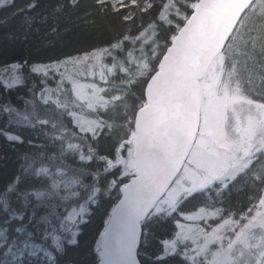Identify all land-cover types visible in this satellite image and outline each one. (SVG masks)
<instances>
[{"label":"snow or ice","instance_id":"1","mask_svg":"<svg viewBox=\"0 0 264 264\" xmlns=\"http://www.w3.org/2000/svg\"><path fill=\"white\" fill-rule=\"evenodd\" d=\"M36 7L0 24L20 16L23 39L40 24L61 44L74 28L91 42L0 66L6 92L39 80L22 109L0 105V138L31 150L0 183V264H58L101 194L111 205L97 264H142L147 225L167 219L176 230L153 264H264V0H57L29 15Z\"/></svg>","mask_w":264,"mask_h":264},{"label":"trees","instance_id":"2","mask_svg":"<svg viewBox=\"0 0 264 264\" xmlns=\"http://www.w3.org/2000/svg\"><path fill=\"white\" fill-rule=\"evenodd\" d=\"M28 0H15L14 5L5 6L0 8V18L7 16L11 13L16 7L24 6ZM57 3V0H38V7L32 9L29 15L43 14L45 10L50 11L51 8ZM78 13H73L69 19L75 20V16ZM21 17L17 16L13 19H10L6 25L0 24V66L5 64H10L14 61H21L27 59L29 63L31 62H46L49 57L61 56L72 52L74 48L86 46L91 42L90 35L81 30L73 29V38L77 40L75 46H64L60 43L61 37L53 36L48 34L47 25H34L39 28V31H30L27 33V38L23 39L25 35L24 26L20 23ZM68 21L61 19L60 28L63 29L65 24ZM51 21H49V25ZM71 34V33H70ZM65 41V36L62 37ZM68 39V38H67ZM46 44V45H44ZM64 46V47H63ZM54 49H61L59 51H49ZM25 75H27V69L23 70ZM33 83L39 84L38 77L33 74L29 77L26 83L23 86H17L11 91H5L0 87V105L11 101V103L19 108L24 107V100L31 99V95L28 92V89L32 86ZM36 91H39V87L36 88ZM40 107L41 115H44V109L41 105ZM50 114V113H48ZM8 117L0 113V127L6 125ZM23 135L26 138H35L36 132L31 129H22ZM41 141H37L39 143ZM103 145V142H102ZM103 150V147H102ZM25 151H31L28 149L27 145L12 146L9 145L3 138H0V183H3L5 180L11 176L14 171L19 168L20 157L24 154ZM71 163V161H69ZM93 168L95 165L93 164ZM104 178L100 181L101 184L104 183ZM86 183L88 180L86 179ZM115 195V193H113ZM240 198H243V193H241ZM98 199L102 201V206L96 208L92 206V214L87 217L88 223L80 226L81 231L77 237V245H68L65 241V253L61 256H58V264H97V258L93 252V247L95 240L98 239V233L103 229V220L105 219L106 211L110 210L111 201L101 194ZM203 197H198L197 200H201ZM233 201L237 199V196L233 195ZM197 200H190L182 206V209L185 211H190L194 208L197 203ZM147 228L150 229V235L147 237V243H140L138 251V260L142 264H153V258L161 253L162 245L161 241L171 237L174 231V220H156L153 223L147 225ZM143 240V237H142ZM163 264H180L179 258L170 257L166 258Z\"/></svg>","mask_w":264,"mask_h":264},{"label":"rangeland","instance_id":"3","mask_svg":"<svg viewBox=\"0 0 264 264\" xmlns=\"http://www.w3.org/2000/svg\"><path fill=\"white\" fill-rule=\"evenodd\" d=\"M72 34H73V31L71 32V34L69 33V34H67V35H65V43H64V46H75V45H78L76 42H77V40H74V38H73V36H72ZM68 38V39H67ZM44 45H46V44H44ZM63 46V47H64ZM59 49V48H58ZM54 49V48H52V50H49V51H53V52H55V51H59V50H61V49ZM183 222V221H182ZM176 229H174V231H175ZM174 231H173V233H174ZM172 233V234H173ZM172 236V235H171ZM169 238H171V237H169Z\"/></svg>","mask_w":264,"mask_h":264},{"label":"water","instance_id":"4","mask_svg":"<svg viewBox=\"0 0 264 264\" xmlns=\"http://www.w3.org/2000/svg\"><path fill=\"white\" fill-rule=\"evenodd\" d=\"M138 247H139V244H138ZM137 259H138V257H137Z\"/></svg>","mask_w":264,"mask_h":264}]
</instances>
